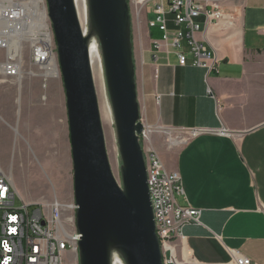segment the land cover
I'll use <instances>...</instances> for the list:
<instances>
[{
  "label": "crops",
  "instance_id": "obj_1",
  "mask_svg": "<svg viewBox=\"0 0 264 264\" xmlns=\"http://www.w3.org/2000/svg\"><path fill=\"white\" fill-rule=\"evenodd\" d=\"M141 1L133 28L134 62L143 82L140 115L145 125L186 139L168 145L165 134L154 133L151 145L166 170L181 177L184 196L178 203L201 211L200 225H187L174 243V261L170 252L165 260L235 264L241 256L264 264V0H193L217 4L233 18L219 27L198 20L195 38L217 60L210 72L179 66L178 52L189 64L193 60L187 41L175 49L149 26L163 4L171 38L178 30L186 33L168 12L170 0ZM200 129L214 133L195 138L184 133Z\"/></svg>",
  "mask_w": 264,
  "mask_h": 264
},
{
  "label": "water",
  "instance_id": "obj_2",
  "mask_svg": "<svg viewBox=\"0 0 264 264\" xmlns=\"http://www.w3.org/2000/svg\"><path fill=\"white\" fill-rule=\"evenodd\" d=\"M62 75L74 173L80 264H165L156 233L141 138L128 0H87L85 34L74 0H46ZM99 45L121 158L115 178L90 61Z\"/></svg>",
  "mask_w": 264,
  "mask_h": 264
},
{
  "label": "built area",
  "instance_id": "obj_3",
  "mask_svg": "<svg viewBox=\"0 0 264 264\" xmlns=\"http://www.w3.org/2000/svg\"><path fill=\"white\" fill-rule=\"evenodd\" d=\"M141 3V0L136 1L137 5ZM27 7L14 2L5 4L0 0V75L6 82L21 81L24 55L28 54L29 65L36 71L31 72L30 77L42 78L43 89H47L48 80L59 68L52 25L49 24L48 31H41L38 36L36 22L27 12ZM168 12L173 15L177 27H186V33L178 30L171 38L163 4L155 9L156 18L149 26L158 28L163 33V42L171 39V46L175 49H181L183 41H187L193 60L189 64L187 55L178 52L179 66L190 65L209 72L214 70L217 65L216 58L195 38L201 31L198 20L203 18L205 27H219L221 24L231 25L232 16L217 4L209 5L208 1L200 4L193 0H170ZM47 35L49 37L45 39ZM161 50L162 46L156 44V51ZM157 56H154L156 62ZM140 121L144 126L140 138L156 233L165 259L170 252L174 261L170 247H174L172 244L182 238L183 229L187 225H200L201 211L178 203V198L184 196L181 177L177 172L166 170L159 154L151 145V137L154 133L161 132L167 136L168 145L173 140L181 144L186 139L163 127L151 128L144 124L142 118ZM184 133L195 138L214 132L200 129ZM18 200L21 202L19 206ZM76 210L74 202L71 205L61 204L58 200L41 205L26 203L9 175L0 167V264H80V235L75 227L74 216H67L69 212L75 214ZM251 263L249 259L241 256L235 258V264Z\"/></svg>",
  "mask_w": 264,
  "mask_h": 264
},
{
  "label": "rangeland",
  "instance_id": "obj_4",
  "mask_svg": "<svg viewBox=\"0 0 264 264\" xmlns=\"http://www.w3.org/2000/svg\"><path fill=\"white\" fill-rule=\"evenodd\" d=\"M1 1L5 4L14 2L30 6L29 0ZM136 1L128 0L132 17V42L134 39L133 28L141 13ZM39 10L40 12L45 11L47 14L46 0ZM47 20V25L51 26L48 17ZM83 26L85 27L84 33L90 34L88 18L87 20L84 18ZM94 41L95 39L92 40V43ZM31 72L36 73L29 65V56L26 54L24 55V70L20 82L17 80L6 82L0 75V167L9 177L11 176L20 197L26 203L41 205L58 200L61 204L71 205L74 202V173L66 96L60 67L58 68V78H50L47 82V89H43L42 78L30 77ZM103 77L104 80L100 77L96 83L94 79V83L111 169L121 184L122 163L113 114L112 126L106 127L101 107L106 104V97L111 107L105 72ZM136 81L142 101L143 82L140 72L137 73V71ZM102 86L105 89H102L100 95ZM107 132H110L112 136L111 145ZM164 145L166 146L165 143ZM17 204L19 206L21 202L18 200ZM67 216L71 218L74 216L75 220V214L72 212H69ZM114 254L125 264L118 253ZM164 261H168L167 264L171 263L169 258L165 260L164 257Z\"/></svg>",
  "mask_w": 264,
  "mask_h": 264
},
{
  "label": "bare ground",
  "instance_id": "obj_5",
  "mask_svg": "<svg viewBox=\"0 0 264 264\" xmlns=\"http://www.w3.org/2000/svg\"><path fill=\"white\" fill-rule=\"evenodd\" d=\"M74 1H75L76 9L78 12L79 20H81L80 23H82L81 25H82L83 30H84V28H85L83 26L84 25V18H85V20H87V18H88L87 0H74ZM28 3L30 6L27 7V12H29L34 17V20L36 22V28L38 29V36H40L41 31L42 32L48 31L46 12L45 11L40 12V10H39L40 6L44 4V0H29ZM48 37H49V35H47L45 37V39H48ZM98 46L99 45H98L96 40L93 43L91 42V44H90V61H91V66H92V70H93V74H94L95 83H96L97 79L100 77L102 80H104V77H103L104 68H103V64H102L101 53H100ZM58 76L59 75H58L57 70H55L54 74L51 75V77H53V78H58ZM102 89L104 90L105 88L102 86L101 91L99 92L100 95L102 93ZM101 107L103 109V116H104V122L106 124V127L112 126V121H113L112 111H111V107L109 105L107 97H106V104L103 106L101 105ZM107 137L109 140V144L111 145L112 136H111L110 132L107 134ZM179 144L180 143L176 140L171 141V145L178 146ZM170 249H172L173 257L175 258V256H176L175 248L170 247ZM112 264H123V263H122L121 259L117 255H115L113 258Z\"/></svg>",
  "mask_w": 264,
  "mask_h": 264
}]
</instances>
